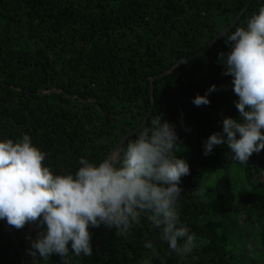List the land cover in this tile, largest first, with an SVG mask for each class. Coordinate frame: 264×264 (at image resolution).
I'll list each match as a JSON object with an SVG mask.
<instances>
[{
  "label": "trees",
  "instance_id": "obj_1",
  "mask_svg": "<svg viewBox=\"0 0 264 264\" xmlns=\"http://www.w3.org/2000/svg\"><path fill=\"white\" fill-rule=\"evenodd\" d=\"M247 5L229 32L246 27L264 0H0V141L27 134L47 154L43 163L54 175L75 173L79 158L98 164L141 124L152 87L148 121L159 114L175 126L177 158L189 165L177 203L180 225L197 237L189 254L171 251L159 229L141 217L127 239L106 225L89 226L92 255L74 257L69 250V264H243L238 248L231 251L237 238L249 239L255 264H264V150L246 165L223 145L203 154L223 119L239 120L233 78L218 61L230 46L222 38L150 82L201 51ZM206 93L208 105L192 103ZM234 169L242 190L231 181ZM201 189L204 195H195ZM27 231V224L16 229L0 220V264H27L28 258L64 264L57 254L36 262L28 249L38 234L32 232L26 246ZM146 240L156 255L143 247Z\"/></svg>",
  "mask_w": 264,
  "mask_h": 264
},
{
  "label": "clouds",
  "instance_id": "obj_2",
  "mask_svg": "<svg viewBox=\"0 0 264 264\" xmlns=\"http://www.w3.org/2000/svg\"><path fill=\"white\" fill-rule=\"evenodd\" d=\"M221 37L230 51L219 53L218 61L225 69L223 75L233 78L239 120L223 119L222 131L208 137L203 154L223 145L234 161L246 165L253 153L264 150V6L247 19L246 27ZM214 90L213 85L208 92ZM206 96L197 95L192 103L208 105ZM130 135L135 138L126 147L116 146L98 164L79 158L77 171L62 175H54L44 165L47 154L33 146L27 134L16 142L0 141V220L16 229L28 223L44 229L30 241V256L38 253L47 261L57 254L69 264L70 243L72 256L89 257V226L106 225L127 239L141 217L159 229L160 240L177 255L193 250L197 237L179 223V185L190 169L177 158L175 126L156 114ZM195 195L203 196L204 191ZM143 247L156 255L151 241Z\"/></svg>",
  "mask_w": 264,
  "mask_h": 264
},
{
  "label": "water",
  "instance_id": "obj_3",
  "mask_svg": "<svg viewBox=\"0 0 264 264\" xmlns=\"http://www.w3.org/2000/svg\"><path fill=\"white\" fill-rule=\"evenodd\" d=\"M249 5V4H248ZM248 5L240 12V14L228 25L226 26L225 28H223L218 34H216V36L209 42L207 43L203 49L201 51H199L198 53L188 57V58H185V59H182L180 61H178L171 69H169L168 71H166L165 73L161 74V75H157L153 78H150V82L152 83L155 79H159L161 78L162 76H165V75H168L170 73H173L175 72L178 68L182 67L184 64L188 63L189 61H191L192 59L202 55L203 53L207 52L208 50H210L213 45L215 43H217L220 39H222L221 35L223 34H226L227 32H229L237 23V21L240 19L241 15L244 13V11L247 9ZM224 32V33H223ZM222 33V34H221ZM153 107H154V101H153V89L152 87H150V109H149V113L146 114V116L144 117V119L142 120L141 124L136 128L138 129L140 126L144 125L146 120H148L149 116H150V113L151 111L153 110ZM134 129V130H136ZM134 130L132 131H129L117 144L116 146L118 145H121V144H124V142L131 136L130 133L133 132ZM116 146L114 147V149L116 148ZM113 149V150H114ZM28 231H27V238H26V242H25V245L27 246L28 245V242L31 238V235H32V232H36L37 234L41 232V229L38 228L36 225H34L33 223H28ZM69 250H72L71 249V246L68 247ZM39 254H37L36 258H35V261L38 262L39 260ZM27 264H32V261L28 258V261H27Z\"/></svg>",
  "mask_w": 264,
  "mask_h": 264
},
{
  "label": "rangeland",
  "instance_id": "obj_4",
  "mask_svg": "<svg viewBox=\"0 0 264 264\" xmlns=\"http://www.w3.org/2000/svg\"><path fill=\"white\" fill-rule=\"evenodd\" d=\"M229 174L231 176V181H232L233 185L236 187V189L242 190L243 181L241 179V175L239 174V171L234 169ZM208 182H210V180ZM239 233L240 232H237V235L235 237H239ZM236 248H238V254H236V252H235V255L239 258L241 263H243V264H255V262H256V259L254 257L255 254L253 252V246H252L251 241L249 239H247L246 242H244L243 240H239V238H237L235 240L233 247L231 248V251L233 249L235 251ZM251 254L253 256H251Z\"/></svg>",
  "mask_w": 264,
  "mask_h": 264
}]
</instances>
